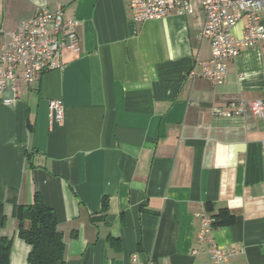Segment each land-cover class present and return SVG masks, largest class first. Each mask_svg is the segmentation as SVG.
Wrapping results in <instances>:
<instances>
[{"label": "crops", "instance_id": "obj_1", "mask_svg": "<svg viewBox=\"0 0 264 264\" xmlns=\"http://www.w3.org/2000/svg\"><path fill=\"white\" fill-rule=\"evenodd\" d=\"M59 5L78 22L79 53L55 57L32 84L19 80L14 102L0 98L10 264H28L31 249L10 198L31 204L37 190L58 215L66 264H212L210 242L198 240L207 203L236 215L211 232L235 249L225 264H264V119L251 104L264 100V39L215 83L189 75L211 58L195 1L192 13L139 22L128 0H0V29ZM53 98L65 103L62 123L50 120ZM231 103L243 112H214Z\"/></svg>", "mask_w": 264, "mask_h": 264}, {"label": "built area", "instance_id": "obj_2", "mask_svg": "<svg viewBox=\"0 0 264 264\" xmlns=\"http://www.w3.org/2000/svg\"><path fill=\"white\" fill-rule=\"evenodd\" d=\"M136 21L144 22L169 15L173 11L193 12V1L206 13L201 39L211 42V58L197 59L189 75L201 76L215 83H222L228 74V63L247 47L258 45L264 39L262 11L264 0H128ZM63 7L51 10L42 7L32 17L22 19L14 29H0V98L12 103L19 97L20 82L32 84L47 71L57 56L64 52L79 53L77 21L66 18ZM242 23L240 36L233 29ZM11 91L12 97L6 96ZM255 115L264 119V100L252 101ZM65 103L61 98L48 102L52 122L62 123L65 118ZM216 114L226 116L243 112L242 103H231L230 108H216ZM264 146V140H263ZM202 226L198 240L210 242L212 264H225L235 252L232 247H220L211 238L213 219L208 213L201 215Z\"/></svg>", "mask_w": 264, "mask_h": 264}, {"label": "trees", "instance_id": "obj_3", "mask_svg": "<svg viewBox=\"0 0 264 264\" xmlns=\"http://www.w3.org/2000/svg\"><path fill=\"white\" fill-rule=\"evenodd\" d=\"M31 154H28L30 161ZM30 164L33 163L30 161ZM13 202V215L18 220V234L31 247L28 255V264H66V244L61 231L58 230V215L56 210L49 206L42 194L37 192L31 204H19L15 198ZM108 198L103 197L101 212L108 209ZM4 202H0V224L5 225ZM206 212L213 219L214 228L232 225L236 221V215L226 207L214 209L207 203ZM92 215V220L96 219ZM13 240L2 237L0 239V264H10Z\"/></svg>", "mask_w": 264, "mask_h": 264}]
</instances>
